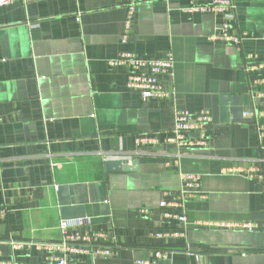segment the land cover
<instances>
[{
  "label": "crops",
  "instance_id": "1",
  "mask_svg": "<svg viewBox=\"0 0 264 264\" xmlns=\"http://www.w3.org/2000/svg\"><path fill=\"white\" fill-rule=\"evenodd\" d=\"M127 1L0 8V261L51 264L55 254L41 245L60 241L66 220L69 231L102 232L117 246L112 257L72 255V264L154 261L155 249L177 250L155 264H264V135L255 125L264 123V0H233V32L244 37L237 53L210 39L224 17L182 12L190 0L136 5L123 44ZM126 52H171L174 97L145 103L128 91L126 68L108 65ZM226 97L241 98L242 121L228 113L214 130ZM176 110L211 115L206 147L179 155L168 142ZM108 160L137 161L138 171L107 173ZM181 175L201 177L184 226L160 207L182 188ZM61 186H72L84 218H62ZM245 223L254 229L236 228Z\"/></svg>",
  "mask_w": 264,
  "mask_h": 264
},
{
  "label": "built area",
  "instance_id": "2",
  "mask_svg": "<svg viewBox=\"0 0 264 264\" xmlns=\"http://www.w3.org/2000/svg\"><path fill=\"white\" fill-rule=\"evenodd\" d=\"M24 0H0V8ZM155 0H128L126 2L127 16L125 27L121 35V43H126L129 37L130 21L134 14L135 6L140 3ZM235 3L233 0H190L187 7L182 12L188 14L213 13L224 17L222 24L216 33L210 37L212 40H219L225 43L231 52L237 53L241 50L244 40L243 35L233 32L232 21L234 20ZM245 59L250 62L255 60L254 55H246ZM110 67H123L127 70L126 89L137 93L141 100L147 102H165L174 97V90L171 87L173 76L174 58L168 52L160 59L140 58L132 53H121L115 59L109 60ZM259 66L246 67L252 70ZM264 97V95H261ZM212 117L207 112L192 114L182 110L174 113V125L172 137L168 142L175 147L179 155L206 147L209 139L208 130L212 127ZM259 135H264V123L255 121ZM198 133L197 140L189 137L192 133ZM143 142V140H140ZM232 172V171H231ZM262 176L260 175V179ZM201 177L198 175H181L182 188L177 193L168 192L172 198L171 202L162 201L160 207L163 209L161 215L166 221L178 222L181 225L187 224L186 205L200 187ZM58 190V187H55ZM6 208H0V221L6 217ZM70 221L62 220L59 225L61 239L56 243L42 244L46 251L53 252L55 256L51 259V264H72L69 257L72 255L89 256L92 258L112 257L116 253L117 246L110 239L108 234L102 232L80 233L76 230L69 231ZM241 231H252L254 225L251 223L239 224L236 226ZM172 236L183 237L184 232L156 233V238H168ZM18 247V245H15ZM174 249H157L152 255L154 261L138 260L135 264H155L157 260L167 259L176 252ZM0 264H19L14 261H0Z\"/></svg>",
  "mask_w": 264,
  "mask_h": 264
},
{
  "label": "water",
  "instance_id": "3",
  "mask_svg": "<svg viewBox=\"0 0 264 264\" xmlns=\"http://www.w3.org/2000/svg\"><path fill=\"white\" fill-rule=\"evenodd\" d=\"M230 102V103H229ZM228 113L232 115L231 123H240L242 121L241 98H222L220 108V125L217 127H226L228 124ZM127 161L108 160L105 161V170L107 173H133L138 171V162L133 161L130 165ZM57 197L61 207L63 219L80 220L85 217L83 207L76 205L72 186H61L58 188ZM77 219V220H76Z\"/></svg>",
  "mask_w": 264,
  "mask_h": 264
},
{
  "label": "trees",
  "instance_id": "4",
  "mask_svg": "<svg viewBox=\"0 0 264 264\" xmlns=\"http://www.w3.org/2000/svg\"><path fill=\"white\" fill-rule=\"evenodd\" d=\"M155 250H157V249H155Z\"/></svg>",
  "mask_w": 264,
  "mask_h": 264
}]
</instances>
